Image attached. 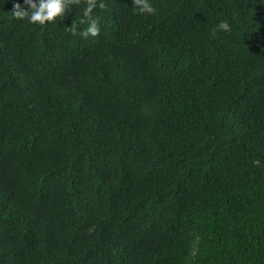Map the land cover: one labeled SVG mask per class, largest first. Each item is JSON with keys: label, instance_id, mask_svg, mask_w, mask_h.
Masks as SVG:
<instances>
[{"label": "trees", "instance_id": "1", "mask_svg": "<svg viewBox=\"0 0 264 264\" xmlns=\"http://www.w3.org/2000/svg\"><path fill=\"white\" fill-rule=\"evenodd\" d=\"M17 2L0 0V264H264V0H102L88 38L84 0L43 26Z\"/></svg>", "mask_w": 264, "mask_h": 264}, {"label": "clouds", "instance_id": "2", "mask_svg": "<svg viewBox=\"0 0 264 264\" xmlns=\"http://www.w3.org/2000/svg\"><path fill=\"white\" fill-rule=\"evenodd\" d=\"M82 0H24L28 6L27 10L17 2L12 13L18 20H26L32 25H46L54 23L58 18L61 20L73 9V5H80ZM135 14L139 15H156L157 8L152 0H133L132 3ZM105 7L102 0H84L82 19L80 24L87 23V28L77 32L76 22L72 25L73 34L80 35L84 38L97 37L101 33V25L98 17L93 15L97 8ZM218 30L230 31V24L227 21H221L217 26ZM216 29H214L215 33Z\"/></svg>", "mask_w": 264, "mask_h": 264}]
</instances>
